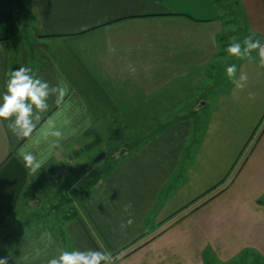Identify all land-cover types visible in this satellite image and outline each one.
Masks as SVG:
<instances>
[{
    "label": "crops",
    "instance_id": "1",
    "mask_svg": "<svg viewBox=\"0 0 264 264\" xmlns=\"http://www.w3.org/2000/svg\"><path fill=\"white\" fill-rule=\"evenodd\" d=\"M239 3L0 0V103L9 73L20 65L65 90L59 103L50 96L28 137L17 138L0 119V258L48 264L61 249H93L111 252L113 264H206L210 252L222 261L249 252L264 264V137L238 178L236 196L249 202L227 206V191L218 186L264 113L258 51L251 60L231 57L237 77L248 76L243 89L223 87L225 76L211 72L239 30L264 38V0ZM21 4L30 19H8ZM235 14L241 24L231 19ZM196 82L203 92L198 84L188 89ZM111 138L117 144L99 152L112 161L71 202L76 215L45 206L44 191L39 202H26L25 191L43 170L68 162L93 170L92 156L83 159ZM21 152L40 161L36 173ZM153 211L160 225L150 232L144 223ZM129 216L134 223L122 228Z\"/></svg>",
    "mask_w": 264,
    "mask_h": 264
},
{
    "label": "clouds",
    "instance_id": "2",
    "mask_svg": "<svg viewBox=\"0 0 264 264\" xmlns=\"http://www.w3.org/2000/svg\"><path fill=\"white\" fill-rule=\"evenodd\" d=\"M227 47V52L231 56L243 59H252V52L258 51L259 66L264 67V43L255 38L254 34L244 38L241 43L235 37ZM214 41V37H213ZM227 76L236 85L243 89L248 81L246 73L241 72L237 77V66L231 64L226 68ZM7 91L3 94L0 103V119L9 121V128L17 138H24L31 135L36 123L40 120V114L49 108L48 100L50 96L56 94L59 103L65 94V90L59 86H50L47 81L32 75V69L20 65L9 73L7 80ZM14 118V119H13ZM54 135L59 136L56 132ZM20 157L25 167L32 173H36L41 167L40 161L31 152H21ZM124 211L129 212L131 203L125 204ZM134 223L129 216L126 222H122L121 227H128ZM0 264H8V258H0ZM48 264H113L111 252L88 249L80 250H60L59 255L51 258Z\"/></svg>",
    "mask_w": 264,
    "mask_h": 264
},
{
    "label": "rangeland",
    "instance_id": "3",
    "mask_svg": "<svg viewBox=\"0 0 264 264\" xmlns=\"http://www.w3.org/2000/svg\"><path fill=\"white\" fill-rule=\"evenodd\" d=\"M231 2L235 3L234 5L235 7H242L241 4L239 3V0H231ZM243 16L244 18L246 17L245 22L247 25L248 24L247 15L245 16V14H243ZM28 18L30 19V17ZM232 18L236 24H241L242 21H239V18H241V16H239L238 14H235L231 16V19ZM231 23H234V22H231ZM244 31L245 30H239L240 35L235 36V38L240 42H242L244 38H246L247 36L253 35V34L255 38L261 37V34L258 31H255V32L249 31V30H246L245 32ZM227 33L228 31L224 30V34H227ZM260 40L262 43H264L263 37H261ZM254 54H256V51L252 52V56H254ZM227 57L230 62L229 64L223 62V61L228 60ZM231 57L232 56L229 54L228 55L221 54L217 56L212 62V66L214 67H211V72L219 75V77L225 76L224 78H220L221 84H223V87H226L229 83L230 84L232 83V81L228 78L227 72H226V68H227L226 64L227 66H229L234 63V59L232 60ZM235 65H237V62L235 63ZM217 78H214V79L210 78L207 81L215 85V83L217 82ZM196 84H198L199 93L200 91L203 92L202 89L206 86L201 85V83H197V82L194 84L189 83L188 89H194ZM208 111L209 110H206V112ZM204 112H205L204 110L201 111V120H202V116L205 119V115L204 114L202 115V113ZM262 137H264V113L258 119L257 125L254 126L251 133L248 135V137L245 139V141L241 145V148L239 149V151H237V153L234 155L233 160H232L233 162H231L229 168L224 174V177L221 178L222 180L220 184L218 185L220 186L219 188L221 189L225 187L224 189L225 191H227L226 193V197H227L226 202H228L226 204L227 206H232L234 202H249V199L247 198V196L246 197L236 196L240 192H242V190L239 189V185L241 184L239 183L238 178L240 176L241 170H243V168L245 167L247 161L249 160L250 156L253 154L255 148H257L256 146H258L257 144H259ZM115 144H117V142H115L113 138H111L107 142L105 141L103 144H100L99 146H97L93 151L90 152V154H89V151H86V156H88V154L89 156L88 158L85 157L86 159L83 157L84 158L83 160L84 161L89 160V158L91 159V156H92L90 163L92 165H95L97 169L95 168L92 170L89 168L90 170L86 169L84 171L83 170L80 171V169L75 170L74 168H72L71 162L63 164L62 172L56 174L57 172L56 170L54 171L53 175L50 177V180H47L46 182L44 181L47 187H45L44 188L45 190H43L44 192L42 193V201L40 200V202H44L45 206H51V210L54 208H56L57 210L61 208L64 209L63 213L66 214V217L70 215H74L76 213V209L74 208V206H72V203L70 202L71 200H73L72 196H74V192L76 190L79 191L83 187V185L87 181V178H89V175L93 171L98 172V170H104L109 165V162L112 161V159L107 160L106 158H104L97 162H94V159L100 153H103L102 151L99 152L101 149L111 150V148ZM75 165H77V163H75ZM41 176L43 175H39L38 178L40 179ZM225 191L223 193H220L218 195L219 197H215L214 199L216 198L219 199L221 194H224ZM163 197H164V194H163ZM260 199H264V196ZM29 202H39V201L38 199H35V200H30ZM48 202H49V205H47ZM162 203L164 202H159V205H157V208H156L157 212L161 208ZM256 203H259V202H256ZM157 212L153 211L151 215L146 217V222L144 223V227L147 229V231L151 232L152 230L156 229L160 225V224L159 225L157 224L156 219H155ZM205 260L207 261L206 264H261L263 262V260H261L259 256L255 257L249 252H241V254H236L232 258L225 260V261L220 260L219 258H217L214 254L210 252L208 254H205Z\"/></svg>",
    "mask_w": 264,
    "mask_h": 264
},
{
    "label": "trees",
    "instance_id": "4",
    "mask_svg": "<svg viewBox=\"0 0 264 264\" xmlns=\"http://www.w3.org/2000/svg\"><path fill=\"white\" fill-rule=\"evenodd\" d=\"M28 17H29V11L26 9V6L22 5V4L20 6H18L17 8H15L14 10H12L7 15L8 19L17 18L21 22L24 21L25 18H28ZM60 168L63 169V166H61ZM60 168H57V169H60ZM54 171H55V169H53V168L43 170L40 174V175H43L40 177L41 180L39 178H37L35 182H33L31 185H29V187L25 191V196H24L26 202H29L30 200H35V199L39 198L41 191H43L44 188L47 187L45 182L47 180H50V177L53 175ZM102 174H103L102 170H98V172L93 171L89 175V178H87V181L85 182L83 187L79 191L76 190L74 192V196H72L73 200L77 199L80 196L87 194L100 181V179L102 178ZM73 200H71L70 202H73ZM76 214H77V210H76V213L74 215H76ZM71 216H73V215H70L68 217H71Z\"/></svg>",
    "mask_w": 264,
    "mask_h": 264
},
{
    "label": "water",
    "instance_id": "5",
    "mask_svg": "<svg viewBox=\"0 0 264 264\" xmlns=\"http://www.w3.org/2000/svg\"><path fill=\"white\" fill-rule=\"evenodd\" d=\"M123 151H125V150H122V152ZM122 152H120V153H122ZM106 157V153L105 152H103V153H100L95 159H94V162H97V161H99V160H102V159H104Z\"/></svg>",
    "mask_w": 264,
    "mask_h": 264
},
{
    "label": "built area",
    "instance_id": "6",
    "mask_svg": "<svg viewBox=\"0 0 264 264\" xmlns=\"http://www.w3.org/2000/svg\"><path fill=\"white\" fill-rule=\"evenodd\" d=\"M56 170H57L56 174H58V173H60V172L63 171V169H61V168H60V169H56ZM56 170H55V171H56Z\"/></svg>",
    "mask_w": 264,
    "mask_h": 264
}]
</instances>
